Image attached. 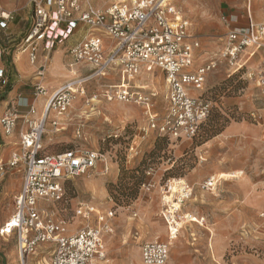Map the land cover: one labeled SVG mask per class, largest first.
<instances>
[{
	"label": "built area",
	"instance_id": "1",
	"mask_svg": "<svg viewBox=\"0 0 264 264\" xmlns=\"http://www.w3.org/2000/svg\"><path fill=\"white\" fill-rule=\"evenodd\" d=\"M29 1L33 7L32 22L21 50L26 51L30 65L38 62L40 46L47 50L45 63L49 64L56 44L67 40L79 27L86 34L67 50L72 62L66 70L73 76L46 97L39 116L30 106L26 114L6 110L0 117L3 136L12 137L18 131L20 147L10 154L6 164L0 162V182L6 166L22 168L23 180L20 192L14 197V211L0 226V237L16 236L19 264H27V257L35 254L42 243L53 245L47 264H94L106 258V238L113 233L112 210L100 213L92 205L78 204L74 214L87 224L75 233H67L66 222L57 220L53 213H45L40 202L59 203L63 200L65 181L94 171L99 163L103 164L104 175L110 168L99 151L46 152L42 138L47 123L57 133L62 127L61 118L68 114L77 97L84 99L87 107L102 99L106 103L141 107L146 123L141 130L143 134L152 132L174 141L192 140L212 111L213 104L205 96L204 85L220 59L231 71L227 78L237 75L246 84L254 83L264 94V64L252 70L247 67L255 53L264 50V24L252 21V0H241L248 16L245 28L229 30L222 38L219 59L196 66L199 39L189 32L190 21L173 0H109L104 9L94 7L92 0ZM8 21L9 14L0 6V30L7 27ZM2 58L0 48V96L9 84ZM142 70L163 74L166 106L162 115L155 112L157 93L135 84ZM83 71L87 73L82 74ZM35 72L41 78L45 74L43 66ZM111 77L117 80L109 81ZM99 78L107 79L110 84L100 87V94L92 93L88 98L86 87ZM34 90L35 97L47 93L42 81H38ZM76 136H81V127L77 128ZM151 173L152 168H148L145 174L148 177ZM212 186L210 179L203 184L205 189ZM142 188L146 192L157 190L160 195L167 236L165 242L155 240L140 246L141 263L165 264L170 242L179 236L183 224L202 225L204 219L198 221L178 213L181 204L192 196V187L185 180L155 183L150 179Z\"/></svg>",
	"mask_w": 264,
	"mask_h": 264
},
{
	"label": "rangeland",
	"instance_id": "2",
	"mask_svg": "<svg viewBox=\"0 0 264 264\" xmlns=\"http://www.w3.org/2000/svg\"><path fill=\"white\" fill-rule=\"evenodd\" d=\"M174 1L180 6L182 14L191 19L193 33L201 35V22L205 14L197 8V0H194L197 6L194 9L186 7L183 0ZM258 1H251L252 10ZM211 2L213 5L208 16L221 18L224 13L220 0ZM108 3L109 0H92L97 9L106 8ZM0 6L5 14H9L11 23V27L5 30L6 34L0 36V47L6 44L3 55L8 52L6 56L11 60L21 51V38L31 25L33 7L29 0H0ZM19 32L20 37L13 40ZM8 36L11 38L7 39ZM83 36L82 32L76 33L63 42L65 44L73 37L80 40ZM219 40L217 36L214 51H209L203 59H219ZM7 69L11 74V66ZM62 70L65 77L56 86L73 76L65 72L63 66ZM228 73L231 71L220 59L217 69L207 77L204 92L213 104L212 111L192 140L174 141L152 132L143 134L141 130L146 123L141 107L119 102L106 103L102 99L92 107L85 106L84 99L77 101L61 118L62 127L57 133L47 123L42 138L46 152L95 150L103 155L102 160L110 168L109 173L104 175L103 164L99 163L94 171L65 181L62 201L42 203L45 213H53L57 220L66 222L67 233H75L87 224L74 214L78 204L92 205L100 213L112 210L113 233L106 238V258L96 263L142 264L140 246L143 243L155 240L165 242L167 230L160 195L157 190L146 192L142 184L150 179L155 183L183 179L192 187V196L181 204L178 213L204 221L202 225L199 222L183 224L179 236L169 247L170 254L165 264H264V129L258 137L225 136L226 129L231 125L252 127L259 121L256 111L251 114L243 112L238 103H227L228 99L247 98L256 107L261 103V108H264V98L257 97L255 86L250 87L249 83L238 77L227 78ZM152 74L157 90L155 112L162 115L166 106V88L161 91L163 74L159 71ZM48 76L45 73L44 77ZM140 77L139 82L143 84L148 79L146 75ZM110 79L115 81L117 77ZM107 84L110 82L105 78L93 80L86 87L87 97L92 93L100 94V87ZM43 87H46L45 83ZM78 127H81L80 137L76 136ZM48 129L50 137L64 136L70 138L71 142L44 144ZM2 137L0 132V150L4 148ZM9 143V152L0 157L3 165L12 152L20 150L15 137H11ZM148 168H152V173L147 177L145 173ZM5 171L0 182V193L8 179L14 180V188L8 191L7 196H0V219L6 217L8 209L11 210V217L14 197L23 181L22 168L6 166ZM219 173L229 174V179L216 178ZM211 177L216 180L212 187L205 189L203 184ZM52 248L53 245L42 243L35 254L29 256L27 264H47ZM0 264H19L15 235L0 237Z\"/></svg>",
	"mask_w": 264,
	"mask_h": 264
},
{
	"label": "crops",
	"instance_id": "3",
	"mask_svg": "<svg viewBox=\"0 0 264 264\" xmlns=\"http://www.w3.org/2000/svg\"><path fill=\"white\" fill-rule=\"evenodd\" d=\"M173 2L176 8L178 10L180 9L182 13L180 6H178V4L174 0ZM183 3L185 4L186 7L188 8L191 7L190 9H194L195 8L194 6H196L195 5L196 2L194 0H192V2L191 0H183ZM196 4L198 6L196 7L199 8L200 11H202V13L205 14L201 22L203 26L201 29V32H202L201 35L197 36L195 33H193L191 19L185 14H182V15H184L190 21L189 32L199 39L200 48L198 49L196 53V60L194 63V65L199 66L200 64L208 60V59H203L204 56L207 55L209 51H214L215 46H216L214 39H216L217 36L219 37L220 39L219 47H221L222 38L228 33L229 30L245 28V26L248 23V16H247V13L245 12V4L241 0H220V6L223 5L222 11L224 13V15H222L221 18L217 16L215 18L212 16L211 17L208 16L207 13L208 11H210L211 6L213 5L211 0H197ZM233 7H234L233 10L230 9ZM250 13H251L252 21L254 23L264 24V1L260 0L257 3H255V9L252 10V7H251ZM10 27H11V23L10 21H8L7 27L5 29L0 30V36L1 34L5 35L6 34L5 30H8ZM80 32L84 33V35L86 34V30L83 27H79V29H77L74 34L76 33L79 34ZM19 34L20 32L16 36H14L13 40L18 39L20 37ZM24 35L21 38V43L24 38ZM83 37L80 40L79 38L73 37L71 38V40L67 41L65 44L64 42L60 43V45L56 44L55 48L50 53V57H51L50 64L45 63L46 57L48 56V52L47 50L43 49V46H40L39 48L38 62L35 64V66L30 65L26 51H22V50L19 51V53H17L16 56L11 57V60H9V58L6 56V55H9V53L5 52L6 55H3V58L5 57V60H3L2 58V64L4 66L5 73H7L9 77V84H8V87L5 89V92L2 94L3 96L1 95L2 97H0L1 98L0 117L3 115V113L6 110H17L19 115L26 114L30 106H32L33 108L37 110V115L39 116V114L44 109L43 107L46 101V97L49 95L50 92H53L58 87L56 86L58 84V81L61 78L65 77V74L62 72L63 71L62 66L64 67L65 72H67L66 66L72 62L71 57L69 56V54H67V50L71 48L74 44L81 41ZM9 38L11 37L8 36L7 39ZM0 40H1V37H0ZM9 42H11V40ZM6 49H7L6 44H3V48H2L3 52ZM203 51H204V54L202 53ZM262 64H264V50H259L255 53L252 60L248 62L247 67L249 70H252V69L258 68V66ZM47 65L48 67L45 68ZM9 66H11V69H10L11 74L9 73L7 69V67L9 68ZM42 66L44 68V73L49 75L48 78L44 76L42 78L37 77V74L35 71L38 69V67H42ZM32 68H34V70ZM155 71H153V73ZM140 75H138L135 84L144 89L152 90L157 93V90L154 89L153 87L152 88L143 87V83L139 82ZM38 81H42L43 84L45 83L46 84L45 88L48 91L46 95H38V97H35L36 90H34V86L38 83ZM140 83H142V85ZM252 85L256 87L254 83H249L250 87ZM163 86H164V82H163ZM255 90L257 93V97H261V99L264 98V94H262V92L259 89L256 88ZM41 97H44L45 99H41ZM80 100L82 99L77 98L71 107L73 108L74 105L77 104V101H80ZM227 103L232 104V105L233 104L235 105L236 103H238L240 105L239 106L240 109L243 112H248L250 114L253 113V111H256L255 114L257 115L259 121L257 124H254V126L252 127H249L243 124L231 125L226 129L225 136L233 137L236 135H242L243 137L244 136L258 137V135L264 129V114H263L264 108H261L260 106L261 103H258L256 107L254 103L252 104L248 102L247 98L246 99L245 98L228 99ZM110 105H117V104H110ZM110 105H105V106H110ZM20 124L21 123H18L19 127H20ZM50 134H51L50 130L48 129L47 137H45L44 139V144L46 145H49L51 142H54V141L55 142L60 141V143L71 142L70 138L68 137L63 136V137L56 138V137H50ZM12 137H15L18 143V131H16ZM9 139H11V137H6V136L2 137L1 142L3 143L2 145L4 148L0 150V157H4V155L9 152L10 150ZM11 188H14V180L8 179L6 181L4 188L2 189L0 193V196L1 197L7 196L8 191ZM20 190H21V187H20ZM42 203L44 202L42 201L40 202V207L43 206ZM6 213H7L6 217L0 219V226H2L10 218L9 214L11 213V210L8 209V212ZM177 245L178 244H176L175 246ZM28 258L29 256L27 257V259ZM96 264H99V262H97Z\"/></svg>",
	"mask_w": 264,
	"mask_h": 264
},
{
	"label": "bare ground",
	"instance_id": "4",
	"mask_svg": "<svg viewBox=\"0 0 264 264\" xmlns=\"http://www.w3.org/2000/svg\"><path fill=\"white\" fill-rule=\"evenodd\" d=\"M145 76L146 75V77L148 78V79H146L145 80V82H144V84H143V87H153V88H155L156 89V87H154L155 86V82H154V75L152 74V72H148L147 70L145 71V72H141V78H142V76ZM155 79H157V78H155ZM163 88L161 89V91H163V89H165V87L164 86H162ZM159 92V91H158ZM78 98V97H77ZM41 99H45L44 97H41ZM75 101H76V99H75ZM60 130V129H59ZM229 174H227V173H219V176H217L216 178H222V179H224V180H228L229 179ZM216 178H214V177H211L210 178V181H212V183H213V181H215L216 180ZM176 207H179L178 205H175ZM172 243H173V241H171L170 242V245H172Z\"/></svg>",
	"mask_w": 264,
	"mask_h": 264
},
{
	"label": "trees",
	"instance_id": "5",
	"mask_svg": "<svg viewBox=\"0 0 264 264\" xmlns=\"http://www.w3.org/2000/svg\"><path fill=\"white\" fill-rule=\"evenodd\" d=\"M237 77V75H235L233 78Z\"/></svg>",
	"mask_w": 264,
	"mask_h": 264
}]
</instances>
